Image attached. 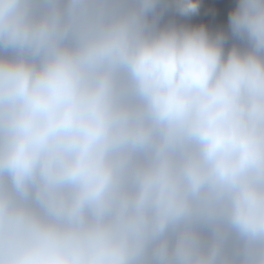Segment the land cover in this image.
Returning a JSON list of instances; mask_svg holds the SVG:
<instances>
[{
  "label": "clouds",
  "instance_id": "1",
  "mask_svg": "<svg viewBox=\"0 0 264 264\" xmlns=\"http://www.w3.org/2000/svg\"><path fill=\"white\" fill-rule=\"evenodd\" d=\"M0 264H264V0H0Z\"/></svg>",
  "mask_w": 264,
  "mask_h": 264
},
{
  "label": "water",
  "instance_id": "2",
  "mask_svg": "<svg viewBox=\"0 0 264 264\" xmlns=\"http://www.w3.org/2000/svg\"><path fill=\"white\" fill-rule=\"evenodd\" d=\"M202 3L204 4L212 3L218 5L221 10V16L226 20V9L228 3H230V0H202ZM197 19H204L205 22H209V17L206 15L197 17Z\"/></svg>",
  "mask_w": 264,
  "mask_h": 264
}]
</instances>
